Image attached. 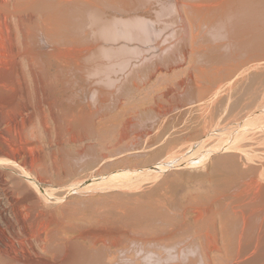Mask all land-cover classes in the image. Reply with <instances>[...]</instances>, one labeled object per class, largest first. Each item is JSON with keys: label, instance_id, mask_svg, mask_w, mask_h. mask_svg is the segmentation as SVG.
I'll use <instances>...</instances> for the list:
<instances>
[{"label": "rangeland", "instance_id": "obj_1", "mask_svg": "<svg viewBox=\"0 0 264 264\" xmlns=\"http://www.w3.org/2000/svg\"><path fill=\"white\" fill-rule=\"evenodd\" d=\"M0 264H264V0H0Z\"/></svg>", "mask_w": 264, "mask_h": 264}, {"label": "bare ground", "instance_id": "obj_2", "mask_svg": "<svg viewBox=\"0 0 264 264\" xmlns=\"http://www.w3.org/2000/svg\"><path fill=\"white\" fill-rule=\"evenodd\" d=\"M117 7H118V6H117ZM117 7H116V8H117ZM116 10H117V9H116ZM118 12H119V11H118ZM126 13H127V12H126ZM115 15H117V14H115ZM114 18H121V19H122L123 17L115 16ZM8 22H9V21H8ZM152 31H154V29H153ZM157 31H158V30H157ZM155 33H156V32H155ZM160 33H161V32H160ZM155 35H156V34H155ZM152 36H153V35H152ZM162 41H163V40H162ZM114 42H115V40H114ZM117 42H118V41H117ZM19 46H20V45H19ZM110 46H111V45H110ZM111 48H112V47H111ZM118 48L120 49V47H118ZM118 48H117V49H118ZM122 48L126 49L125 46H123ZM122 48H121V49H122ZM113 49H115V48H113ZM5 54H6V53H5ZM5 58H6V60H8L6 56H5ZM9 58H10V57H9ZM124 67H125V66H124ZM10 73H11L10 71H6L5 73H1V74L3 75L1 78H4V77H5L4 79H6V77L8 78V76H9ZM4 79H3L2 81H4ZM3 83H4V82H3ZM15 87H16V86H15ZM2 89H3V88H2ZM2 89H1V90H2ZM12 91H13V90H12ZM33 124H34V123H33ZM34 125H35V124H34ZM39 125H40V124H39ZM32 127H33V126H32ZM36 127H37V126H36ZM26 130H27V129H26ZM33 132H34V131H33ZM29 133H30V132H29ZM33 134H34V133H33ZM28 136H29V135H28ZM31 137H32V136H31ZM87 239H88V238H87Z\"/></svg>", "mask_w": 264, "mask_h": 264}]
</instances>
